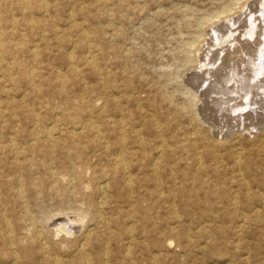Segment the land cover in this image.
I'll list each match as a JSON object with an SVG mask.
<instances>
[{
    "label": "rangeland",
    "instance_id": "obj_1",
    "mask_svg": "<svg viewBox=\"0 0 264 264\" xmlns=\"http://www.w3.org/2000/svg\"><path fill=\"white\" fill-rule=\"evenodd\" d=\"M261 1L0 0V264H264Z\"/></svg>",
    "mask_w": 264,
    "mask_h": 264
},
{
    "label": "bare ground",
    "instance_id": "obj_2",
    "mask_svg": "<svg viewBox=\"0 0 264 264\" xmlns=\"http://www.w3.org/2000/svg\"><path fill=\"white\" fill-rule=\"evenodd\" d=\"M245 1H246V0H245ZM24 2H25V1H24ZM261 2H262V5H263L264 2H263V1H261ZM22 3H23V2H22ZM27 4H28V3H27ZM259 5H260V4H259ZM23 6H24V5H23ZM27 6H28V5H27ZM261 7H262V6H261ZM229 8H230V7H229ZM254 8H255V7H254ZM262 8H263V7H262ZM262 8H261V9H262ZM259 9H260V8H259ZM262 10H263V9H262ZM227 11H228V10H227ZM263 11H264V10H263ZM244 12H245V11H244ZM250 12H252V11H250ZM239 13H240V12H239ZM260 13H261V12H260ZM262 13H263V12H262ZM240 15H241V14H240ZM243 15H244V14H243ZM250 15H251V14H250ZM256 15H257V14H256ZM263 15H264V14H263ZM259 16H260V15H258V17H259ZM234 17H236V16H234ZM243 17H244V16H243ZM243 17H242V18H243ZM260 17H261V16H260ZM260 17H259V18H260ZM11 18H12V17H11ZM216 18H217V17H216ZM232 18H233V17H232ZM252 18H253V16H252ZM252 18H251V20H252ZM261 18H262V17H261ZM261 18H260V19H261ZM12 19H13V18H12ZM234 19H235V18H234ZM255 19L258 20L257 18H255ZM13 20H14V19H13ZM223 20H224V19H223ZM235 20H236V19H235ZM253 20H254V19H253ZM253 20H252V21H253ZM259 21H260V20H259ZM262 21H264V18H263ZM14 22H15V21H14ZM243 22H244V21H243ZM248 22L250 23V21H248ZM256 22H257V21H256ZM224 23H225V22H224ZM237 23H238V22H237ZM240 23H241V22H240ZM246 23H247V22H246ZM251 23H252V22H251ZM253 23H255V22H253ZM11 24H13L12 21H11ZM235 24H236V23H235ZM257 24H258V23H257ZM259 24H260V23H259ZM259 24H258V25H259ZM262 24H264V23H262ZM13 25H14V24H13ZM248 25H249V24H248ZM258 25H255V26H258ZM11 26H12V25H11ZM30 26H31V25H30ZM225 26H226V25H225ZM241 26H242V24H241ZM249 26H254V25H249ZM262 26H263V25H262ZM223 27H224V26H223ZM13 28H14V27H13ZM231 28H233V27H231ZM237 28H238V27H237ZM259 28H261V27H259ZM259 28H257V29H259ZM248 29H249V28H248ZM226 30H227V29H226ZM229 30H230V29H229ZM229 30H228V31H229ZM239 30H240V29H239ZM241 30H242V29H241ZM255 30H256V29H255ZM255 30H254V31H255ZM260 30H261V29H260ZM260 30H259V31H260ZM248 31H249V30H248ZM259 31H258V32H259ZM263 31H264V30H263ZM219 32H220V31H219ZM234 32H235V31H234ZM238 32H240V31H238ZM245 32H246V30H245ZM251 32H252V31H251ZM256 32H257V31H256ZM217 33H218V32H217ZM227 33H228V32H227ZM235 33H236V32H235ZM242 33H243V32H242ZM248 33H250V31H249ZM253 33H254V32H253ZM253 33H252V34H253ZM259 33H260V32H259ZM221 34H222V33H221ZM233 34H234V33H233ZM245 34H246V33H245ZM245 34H244V35H245ZM257 34H258V33H257ZM257 34H255V35H257ZM228 35H229V34H228ZM236 35H237V33H236ZM240 35H241V34H240ZM242 35H243V34H242ZM211 36H212V35H211ZM226 36H227V35H226ZM229 36H232V34L229 35ZM233 36H234V35H233ZM237 36H238V35H237ZM249 36H250V35H247V38H248ZM259 36H261V33L259 34ZM263 36H264V35H263ZM263 36H262V37H263ZM214 37H215V36H214ZM227 37H228V36H227ZM244 37H246V35H245ZM250 37H251V36H250ZM252 37H253V36H252ZM252 37H251L250 39H252ZM262 37H259V38L262 39ZM209 38H210V37H209ZM216 38H219V36L216 37ZM224 38H225V37H224ZM230 38H231V37H230ZM232 38H233V37H232ZM240 38H241V36H240ZM247 38H246V40H247ZM254 38H258V37H254ZM259 38H258V39H259ZM214 39H215V38H214ZM220 39H221V38H220ZM242 39H243V38H242ZM250 39H249V40H250ZM261 39H260V40H261ZM215 40H217V39H215ZM215 40H214V41H215ZM229 40H230V39H229ZM229 40H228V43L231 42V41L229 42ZM237 40H238V38H237ZM240 40H241V39H239V41H240ZM254 40H256V39H254ZM208 41H209V40H208ZM217 41H218V40H217ZM233 41H234V40H233ZM239 41H238V42H239ZM241 41H242V40H241ZM250 41H251V40H250ZM250 41H248L249 45H248L247 42L244 41V42L242 43V47L245 48V47H247V46H250V45H251V42H250ZM223 42H224V40L222 41V43H223ZM261 42H262V41H261ZM211 43H213V42H211ZM216 43H217V42H216ZM226 43H227V42H226ZM228 43H227V44H228ZM239 43H240V42H239ZM252 43H253V41H252ZM202 44H203V43H202ZM213 44H215V43H213ZM219 44H221V43H219ZM230 44H231V43H230ZM216 45H218V44H216ZM222 45H223V44H222ZM224 45H226V44H224ZM234 45H235V44H234ZM258 45H259V44H257V46H258ZM260 45H261V47H262L264 44L262 45V44L260 43ZM227 46H228V45H227ZM227 46H226V47H227ZM235 46H236L237 48L240 47L239 45H238L239 47L237 46V43H236ZM222 47H223V46H222ZM224 47H225V46H224ZM226 47H225V49H226ZM230 47H231V46H230ZM232 47H234V46H232ZM236 47H235V49H237ZM242 47H241L240 49H243ZM251 47H252V45H251ZM251 47H250V48H251ZM211 48H212V47H211ZM216 48H217V47H216ZM216 48H215V49H216ZM218 48H219V47H218ZM220 48H221V47H220ZM228 48H229V47H228ZM228 48H227V49H228ZM250 48H249V49H250ZM252 48H253V47H252ZM252 48H251V49H252ZM89 49H90V48H89ZM207 49H208V48H207ZM212 49H214V48H212ZM229 49H230V48H229ZM233 49H234V48H233ZM235 49H234V50H235ZM251 49H250V50H251ZM259 49H260V48H259ZM261 49H262V48H261ZM261 49H260V50H261ZM208 50H209V49H208ZM220 50H221V49H220ZM231 50H232V49H231ZM231 50H230V51H231ZM245 50H246V48H245ZM257 50H258V49H257ZM262 50H264V48H263ZM0 51H1V50H0ZM204 51H205V50H204ZM211 51H212V50L210 49V52H211ZM223 51H224V50H223ZM230 51H229V52H230ZM239 51H241V50H239ZM246 51H247V50H246ZM246 51H245V52H246ZM254 51L256 52V50H254ZM254 51H253V52H254ZM1 52H2V51H1ZM215 52H217V51H215ZM221 52H222V51H221ZM221 52H220V53H221ZM226 52H227V51H226ZM237 52H238V51H237ZM261 52H263V51H261ZM246 53H247V52H246ZM259 53H260V51H259ZM263 53H264V52H263ZM207 54H208V53H207ZM224 54H225V52H224ZM228 54H229V53H228ZM231 54H232V53H231ZM231 54H229V55L231 56ZM248 54H249V53H248ZM255 54H256V53H255ZM201 55H202V54H201ZM221 55H222V54H221ZM236 55H237V54H236ZM240 55H241V53H240ZM242 55H243V54H242ZM257 55H258V54H257ZM230 56H229V58H230ZM252 56H253V54H252ZM255 56H256V55H255ZM225 57H228V56H225ZM235 57H236V56H235ZM235 57H234V58H235ZM244 57H245V56H244ZM253 57H254V56H253ZM260 57H261V56H260ZM69 58H70V57H69ZM207 58L209 59V57H207ZM215 58H216V57H215ZM222 58H224V57H222ZM232 58H233V57H232ZM240 58H242V57H240ZM247 58H249L248 55H247ZM251 58H252V57H251ZM255 58H256V57H255ZM263 58H264V57H263ZM263 58H262V59H263ZM217 59H218V58H217ZM198 60H200V59H198ZM211 60H212V59H211ZM219 60H220V58H219ZM221 60H222V59H221ZM242 60H243V59H242ZM244 60L246 61V59H244ZM248 60H249V59H248ZM209 61H210V60H209ZM216 61H217V60H216ZM216 61L213 60V62H216ZM224 61H225V60H224ZM226 61H227V59H226ZM230 61H232V60L230 59ZM237 61H238V60H237ZM251 61H252V60H251ZM259 61L262 62V61H264V60H261V59H260ZM206 62H207V61H206ZM206 62H205V63H206ZM228 62H229V59H228ZM239 62L242 63L243 61H240V59H239L238 63H239ZM253 62H254V61H253ZM261 62H258V63H261ZM203 63H204V62H203ZM218 63H219V62H218ZM225 63H226V62H225ZM244 63H245V62H244ZM263 63H264V62H263ZM206 64H207V63H206ZM209 64H210V63H209ZM212 64H213V63H212ZM222 64H223V63H222ZM229 64H230V63H229ZM250 64H251V63H250ZM254 64H255V62H254ZM256 64H257V63H256ZM201 65H202V64H201ZM225 65H226V64H225ZM231 65H232V64H231ZM240 65H241V64H240ZM242 65H243V64H242ZM261 65H262V64H261ZM210 66H211V65H210ZM218 66H219V64H218ZM233 66H234V65H233ZM6 67H7V66H6ZM197 67H198V66H197ZM200 67H201V66H200ZM208 67H209V66H208ZM213 67H214V66H213ZM213 67H212V68H213ZM235 67H236V66H234V68H235ZM246 67H247V66H246ZM201 68H202V67H201ZM220 68H221V67H220ZM228 68H229V67H228ZM258 68H259V67H258ZM7 69H9V67H8ZM202 69H203V68H202ZM210 69H211V68H210ZM213 69H214V68H213ZM231 69H232V67H231ZM242 69H243V67H242ZM244 69H245V67H244ZM262 69H263V68H262ZM73 70H74V69H73ZM197 70H198V68H197ZM236 70H237V69H236ZM245 70H246V69H245ZM250 70H251V69H250ZM254 70H256V69H254ZM258 70H259V69H258ZM194 71H195V69H194ZM201 71L204 72L205 69H204V70H201ZM201 71H200V72H201ZM206 71H207V68H206ZM208 71H209V70H208ZM222 71H223V70H222ZM230 71H231V70H230ZM232 71H233V69H232ZM239 71H240V70H239ZM252 71H253V70H252ZM261 71H262V70H261ZM192 72H193V71H192ZM195 72H196V71H195ZM197 72H198V71H197ZM200 72H198L197 76H195V77H198V75H199ZM219 72H220V71H218V73H219ZM223 72H224V71H223ZM227 72H228V69H227ZM233 72H234V71H233ZM233 72H232V73H233ZM237 72H238V71H237ZM237 72H236V74H239V73H237ZM241 72H243V70H241ZM253 72H254V71H253ZM258 72H259V71H258ZM258 72H256L257 77H258V75H259V73H260V72H259V73H258ZM263 72H264V71H263ZM190 73H191V72H190ZM190 73H189V74H190ZM201 73H202V72H201ZM211 73H212V72H211ZM229 73H230V72H229ZM229 73H227V74L229 75ZM261 73H262V72H261ZM261 73H260V74H261ZM191 74H193V73H191ZM203 74H204V73H203ZM221 74H222V73H221ZM234 74H235V73H234ZM234 74H233V75H234ZM236 74H235V75H236ZM240 74H242V73H240ZM244 74H245V73H244ZM250 74H251V73H250ZM254 74H255V73H254ZM193 75H194V74H193ZM205 75L208 76V74H206V73H205ZM10 76H11V75H9V77H10ZM199 76H200V75H199ZM202 76H203V75H202ZM214 76H215V75H214ZM218 76H219V75H218ZM230 76H231V75H230ZM230 76H229V78H230ZM244 76H245V75H244ZM263 76H264V75H263ZM205 77H206V76H205ZM220 77H221V76H220ZM253 77H256V76L253 75ZM253 77H252V74H251V77H250V78H253ZM259 77H260V76H259ZM259 77H258V78H259ZM188 78H189V77H188ZM190 78H192V77H190ZM193 78H194V77H193ZM199 78H200V77H199ZM206 78H207V77H206ZM208 78H209V77H208ZM214 78H215V77H214ZM225 78H226V77H225ZM227 78H228V76H227ZM238 78H239V77H237V78H235V79L237 80ZM261 78H263V77H261ZM195 79H196V78H195ZM247 79H248V78H247ZM256 79H257V78H256ZM259 79H260V78H259ZM189 80H190V79H189ZM192 80H193V79H192ZM197 80H198V79H197ZM231 80H233V79H231ZM238 80H239V79H238ZM242 80H244V79L242 78ZM254 80H255V79H254ZM190 81H191V80H190ZM190 81H189V82H190ZM211 81H212V80H211ZM219 81H220V80H219ZM224 81H226V80H224ZM245 81H246V79H245ZM252 81H253V80H252ZM256 81H257V80H256ZM258 81H259V80H258ZM191 82H192V81H191ZM193 82H194V80H193ZM206 82L208 83L209 81H206ZM214 82H215V81H214ZM228 82H230V81H228ZM238 82H239V81H238ZM241 82H242V81H241ZM250 82H251V81H250ZM259 82H260V81H259ZM262 82H264V80H263ZM108 83H109V82H108ZM110 83H111V82H110ZM195 83L198 84L197 82H195ZM216 83H217V82H216ZM226 83H227V82H226ZM232 83H233V82H232ZM235 83H236V82H235ZM235 83H233V84H235ZM244 83H245V82H244ZM244 83H243V84H244ZM255 83H256V82H255ZM191 84H192V83H191ZM196 84H195V85H196ZM210 84H211V82H210ZM212 84H213V83H212ZM248 84H249V80H248ZM256 84H257V83H256ZM261 84H262V83H261ZM192 85L195 86L194 84H192ZM200 85H202V84H199V86H200ZM219 85H220V84H219ZM221 85H223V84H221ZM231 85H232V84H231ZM236 85H237V84H236ZM225 86H226V85H225ZM228 86H229V85H228ZM237 86H238V85H237ZM251 86H252V85H251ZM253 86H254V84H253ZM257 86H258L259 88L261 87V85H257ZM200 87H201V86H200ZM206 87H207V84H206ZM211 87H213V85H212ZM211 87L209 88L210 90H211ZM223 87H224V86H223ZM232 87H233V86H232ZM258 87H257V88H258ZM197 88H199V87H197ZM213 88H214V87H213ZM235 88H236V87H235ZM249 88H250V87H249ZM254 88H255V87H254ZM209 89H208V90H209ZM216 89H217V88H216ZM225 89H226V88H223V91H224ZM228 89H229V88H228ZM228 89H227V90H228ZM236 89H237V88H236ZM236 89H235V90H236ZM263 89H264V88H263ZM231 90H232V89H231ZM204 91H205V90H204ZM213 91H214V90H213ZM210 92H211V91H210ZM231 92H232V91H231ZM235 92H236V91H235ZM238 92H239V91H238ZM240 92H241V91H240ZM207 93H208V92H207ZM224 93H225V92H224ZM241 93H242V92H241ZM259 93H260V92H259ZM202 94H203V93H202ZM202 94H201V95H202ZM205 94H206V93H205ZM215 94H216V93H215ZM221 94H223V93L221 92ZM227 94H228V93H227ZM232 94H233V93H232ZM236 94H238V93H236ZM251 94H252V92H251ZM190 95H191V94H190ZM225 95H226V94H225ZM255 95H256V94H255ZM259 95H260V94H259ZM209 96H210V95H209ZM226 96H227V95H226ZM231 96H232V95H231ZM242 96H243V94H242ZM244 96H245V95H244ZM260 96L262 97V95H260ZM212 97H214V96H212ZM219 97H220V96H219ZM219 97H216V98H219ZM221 97H222V96H221ZM202 98H203V97H202ZM208 98H209V97H208ZM228 98H229V97H228ZM231 98H232V97H231ZM235 98L237 99L238 97L235 96ZM248 98H249V96H248ZM258 98H259V97H258ZM195 99H196V98H195ZM203 99H205V97H204ZM206 99H207V98H206ZM221 99H223V98H221ZM232 99H233V98H232ZM238 99H239V98H238ZM223 100H224V99H223ZM225 100H226V99H225ZM228 100H229V99H228ZM228 100H227V101H228ZM245 100L247 101V102L245 103V105L242 103V104H243V108H244V107H245V108H244V110L241 109V110H243L244 113L242 114V113H241L242 111L240 112V114H241V115H239L240 118H243V117L248 118V117L250 116L251 112H252V113H255V109H254V108L257 107V106H256V107H253V109H254V110H253V109H252V106H253L254 104H256V103H253L254 101L249 100V99H247V98H246ZM253 100H254V99H253ZM258 100H259V99H258ZM231 101H232V100H231ZM241 101H242V100H241ZM243 101H244V100H243ZM259 101H261V99H260ZM263 101H264V100H263ZM209 102L211 103L210 100H209ZM220 102H221V101H220ZM222 102H224V101H222ZM225 102H226V101H225ZM229 102H230V101H229ZM257 102H258V101H257ZM206 103H207V101H206ZM210 103H209V104H210ZM217 103H218V102H217ZM226 103H227V102H226ZM239 103H240V102H239ZM258 103H259V102H258ZM197 104H198V103H197ZM228 104L230 105V103H228ZM219 105H220V104H219ZM221 105H223V103H222ZM231 105H232V104H231ZM263 105H264V104H263ZM217 106H218V105H217ZM217 106H216V107H217ZM224 106H225V105H224ZM240 106H241V105H240ZM254 106H255V105H254ZM259 106H260V105H259ZM199 107H200V106H199ZM207 107H208V106H207ZM211 107H212V106H211ZM211 107H210V108H211ZM230 107H231V106H230ZM203 108H204V107H203ZM226 108H227V107H226ZM201 109H202V107H201ZM204 109H206V107H205ZM215 109H216V108H215ZM230 109H231V108H230ZM239 109H240V108H239ZM259 109H260V108H259ZM202 110H203V109H202ZM231 110H232V109H231ZM257 110H258V109H257ZM261 110H262V109H261ZM76 111H77V108H76ZM76 111H75V113L77 114ZM210 111H211V110H210ZM213 111H214V110H213ZM262 111H263V110H262ZM206 112H207V111H206ZM224 112H225V111H224ZM218 113H219V112H218ZM231 113H232V112H231ZM236 113H237V115L239 114L238 111H237ZM256 113H257V112H256ZM263 113H264V112H263ZM263 113H262V114H263ZM209 114H210V113H209ZM219 114H220V113H219ZM222 114H223V113H222ZM234 115H235V114H234ZM234 115H232V116L234 117ZM258 115H259V114H258ZM258 115L256 114V116H258ZM260 115H261V113H260ZM75 116H76V115H75ZM212 116H213V115H212ZM215 116H216V115H215ZM221 117H222V116H221ZM227 117H228V115H227ZM229 117H230V116H229ZM260 117H261V116H260ZM262 117H263V116H262ZM206 118H207V117H206ZM222 118H223V117H222ZM225 118H226V115H225ZM234 118H235V117H234ZM208 119H209V118H208ZM219 119H220V118H219ZM249 119H250V118H249ZM254 119H255V118H254ZM262 119H264V118H262ZM262 119H260V120L256 119V120L260 121L257 125H259V126H260V125H263V123H264L263 121H264V120H262ZM212 120H213V119H212ZM216 120H217V119H216ZM222 120H223V119H222ZM237 120H238V119H237ZM240 120H241V119H240ZM251 120H252V119H251ZM209 121H210V120H209ZM220 121H221V120H220ZM207 122H208V121H207ZM214 122H215V121H214ZM225 122H226V120H225ZM240 122H241V121H240ZM242 122H245V121L242 120ZM242 122H241V123H242ZM76 123H77V122H76ZM235 123H236V122H235ZM87 124H88V123H87ZM243 124H244V123H243ZM54 125H55V124H54ZM54 125H53V126H54ZM124 125H125V124H124ZM236 125H238V124H236ZM250 125H251V124H250ZM253 125H254V124H253ZM239 126H242V125H239ZM232 127H233V126H232ZM235 127H236V126H235ZM95 128H96V125H95ZM36 129H37V128H36ZM243 129H244V128H243ZM47 130H48V128H47ZM50 130H51V128H50ZM50 130H49V131H50ZM15 131H16V130H15ZM52 131H53V130H52ZM91 131H92V130H91ZM97 131H98V130H97ZM33 132H35V131H33ZM50 132H51V131H50ZM225 132H226V131H225ZM35 133H36V132H35ZM46 133H47V132H46ZM36 134L38 135V133H36ZM48 134H49V133H48ZM52 134H53V132H52ZM52 134H51V135H52ZM75 134H76V132H75ZM75 134H74V135H75ZM55 135H56V134H55ZM71 135H72V134H71ZM74 135H73V136H74ZM77 135H78V134H77ZM35 136H36V135H35ZM35 138H36V137H35ZM74 138H75V136H74ZM51 139L53 140L54 137L51 138ZM51 139H50V140H51ZM38 140H39V139H38ZM38 140H37V141H38ZM46 140H47V139H46ZM47 141H48V140H47ZM47 144H48V143H47ZM31 146H32V145H31ZM51 146H53V145H51ZM4 147H5V146H4ZM51 148H52V147H51ZM13 150H14V149H13ZM21 151H22V150H21ZM22 152H23V151H22ZM14 153H15V151H14ZM122 153H123V152H122ZM15 154H17V152H16ZM160 154H161V153H160ZM21 155H22V154H21ZM157 156H158V155H157ZM119 158H120V156H119ZM28 159H29V158H28ZM122 159H123V158H122ZM124 159H125V158H124ZM119 160H120V161H123V160H121V158H120ZM73 163H74V162H73ZM16 164H17V163H16ZM70 164H71V163H70ZM19 165H20V164H18V166H19ZM124 165H125V164H124ZM21 166H22V165H21ZM32 167H33V166H32ZM123 169H124V168H123ZM117 170H118V169H117ZM30 173H31V172H30ZM79 173H80V172H79ZM73 174H75V173H73ZM77 174H78V173H77ZM129 174H130V173H129ZM79 175L82 176V173L79 174ZM53 176H54V175H53ZM131 177H132V176H131ZM20 179H21V178H20ZM20 179L18 180V182H19V181H23L22 179H21V180H20ZM10 181H11V180H10ZM8 182H9V181H8ZM43 182H44V181H43ZM11 183H12V182H11ZM22 183H23V182H22ZM14 184H15V183H13V185H14ZM37 184H38V183H37ZM108 184H109V183H108ZM11 185H12V184H11ZM9 186H10V185H9ZM21 186H22V185H21ZM100 188H101V187H100ZM18 189H19V188H18ZM18 189H17V190H18ZM99 190H101V189H99ZM20 192H21V191H20ZM19 199H20V198H19ZM21 199H22V198H21ZM100 203H101V202H100ZM102 203H103V202H102ZM25 212H26V211H25ZM28 212H29V211H28ZM25 214H26V213H25ZM2 215H3V214H2ZM26 215H27V214H26ZM3 216H5V215H3ZM3 216H2V217H3ZM27 217L30 218L29 220H32L30 214H29V216H27ZM4 218H5V217H4ZM23 219H24V218H23ZM97 219H98V218H97ZM5 220H6V219H5ZM8 221H9V220H8ZM27 221H28V220H27ZM32 221H34V218H33ZM100 221H101V220H100ZM11 222H12V221H11ZM101 222H102V221H101ZM9 223H10V222H9ZM15 223H17V221H16ZM15 223H14V224H15ZM31 223H32V222H31ZM10 224H11V223H10ZM17 224H18V223H17ZM23 224H24V223H23ZM6 225H8V224L6 223ZM6 225H5V226H6ZM11 225H12V224H11ZM32 225H33V224H32ZM32 225H31V226H32ZM14 226H15V225H14ZM89 226H90V225H89ZM6 227L8 228V226H6ZM15 227H16V226H15ZM86 228H87V227H86ZM11 229H12V228H11ZM11 229H10V230L8 229V230L11 231ZM56 229H57V228H56ZM56 229H55V230H56ZM9 231H8V232H9ZM58 231H59V230H58ZM91 231H92V230H91ZM11 232H12V231H11ZM37 232H38V231H37ZM9 234H10V233H9ZM54 234H55V233H54ZM63 234H64V233H63ZM83 234H84V233H83ZM130 234H131V233H130ZM7 235H8V234H7ZM57 235H58V234H57ZM66 235H67V233H66ZM9 236H10V235H9ZM9 236H8V238H9ZM129 236H130V235H129ZM3 238H4V237H3ZM88 238H90V237H88ZM5 239H6V238H5ZM11 239H12V238H11ZM15 240H16V239H15ZM18 240H19V238H18ZM88 240H89V239H88ZM88 240H87V241H88ZM11 241H12V240H10V242H11ZM84 242H85V241H84ZM4 243H6V241H4ZM7 243H8V242H7ZM10 244H12V243H10ZM10 244H9V245H10ZM14 244H16V243L14 242ZM14 244H13V245H14ZM13 245H12V246H13ZM81 245H82V244H81ZM83 245H84V243H83ZM12 246H11V247H12ZM43 246H44V245H43ZM45 246H46V245H45ZM47 246H48V245H47ZM47 246H46V248H48ZM42 248H43V247H42ZM8 249H9V248H8ZM12 251H13V250H12ZM42 253H43V252H42ZM11 255H12V254H11ZM14 259H15V258H14ZM83 259H84V258H83ZM89 261H90V260H89ZM91 263H92V262H91Z\"/></svg>",
    "mask_w": 264,
    "mask_h": 264
}]
</instances>
